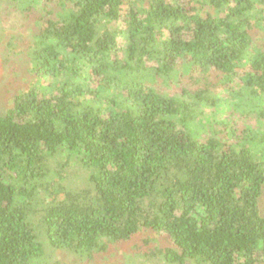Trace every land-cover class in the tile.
Segmentation results:
<instances>
[{"label": "trees", "instance_id": "16d2710c", "mask_svg": "<svg viewBox=\"0 0 264 264\" xmlns=\"http://www.w3.org/2000/svg\"><path fill=\"white\" fill-rule=\"evenodd\" d=\"M5 1L0 264H264V0Z\"/></svg>", "mask_w": 264, "mask_h": 264}, {"label": "rangeland", "instance_id": "374dc122", "mask_svg": "<svg viewBox=\"0 0 264 264\" xmlns=\"http://www.w3.org/2000/svg\"><path fill=\"white\" fill-rule=\"evenodd\" d=\"M23 37H27V30L23 25L22 17L14 10L8 11L6 1L0 0V112L10 104L14 90L30 83V75L26 68L29 61L21 45ZM14 71H18V75H14ZM259 209L264 215V191L259 199ZM43 246L44 257L51 264H148L139 259L135 261L131 257L126 259L123 256L86 261L77 258L75 254L52 248L44 239Z\"/></svg>", "mask_w": 264, "mask_h": 264}]
</instances>
